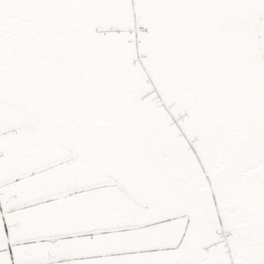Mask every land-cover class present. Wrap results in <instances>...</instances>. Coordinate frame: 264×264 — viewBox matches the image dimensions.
Segmentation results:
<instances>
[{"label": "snow or ice", "instance_id": "6c2138e0", "mask_svg": "<svg viewBox=\"0 0 264 264\" xmlns=\"http://www.w3.org/2000/svg\"><path fill=\"white\" fill-rule=\"evenodd\" d=\"M0 264H264V0H0Z\"/></svg>", "mask_w": 264, "mask_h": 264}]
</instances>
